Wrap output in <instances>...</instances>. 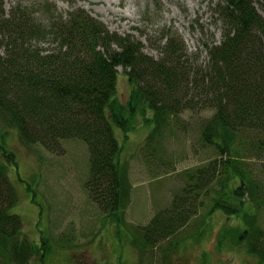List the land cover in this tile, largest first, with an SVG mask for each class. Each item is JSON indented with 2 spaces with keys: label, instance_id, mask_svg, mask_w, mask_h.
<instances>
[{
  "label": "trees",
  "instance_id": "trees-1",
  "mask_svg": "<svg viewBox=\"0 0 264 264\" xmlns=\"http://www.w3.org/2000/svg\"><path fill=\"white\" fill-rule=\"evenodd\" d=\"M210 3L221 37L203 43L207 59L200 62L171 30L151 43L159 47L154 57L139 38L110 31L75 4L63 15L41 3L38 16L32 5L19 1L4 10L0 0V264H43L48 250L28 238L11 212L18 195L7 171L16 166L7 127L21 143L55 153L63 151V139L86 143L87 193L104 218L131 230L141 264H172V252L195 231L182 230L201 211L204 218L214 210L241 218L238 242L264 264V0ZM119 67L131 85L126 108L115 99ZM136 113L151 125L142 147L155 165L151 175L175 170L164 141L176 129L193 134L196 163L182 169L183 184L168 206L130 225V166L112 122L126 135ZM184 113L196 121L181 120Z\"/></svg>",
  "mask_w": 264,
  "mask_h": 264
},
{
  "label": "rangeland",
  "instance_id": "rangeland-1",
  "mask_svg": "<svg viewBox=\"0 0 264 264\" xmlns=\"http://www.w3.org/2000/svg\"><path fill=\"white\" fill-rule=\"evenodd\" d=\"M2 1L4 10L19 1L32 5L38 16L42 15L41 3H53L63 15L75 4L110 31L131 33L139 38L144 50L154 57L159 55V47L151 43L155 44L165 30L180 35L188 52H197L200 62L207 59L203 43L219 41L221 37V23L213 13L214 5L210 0ZM256 7L262 12L258 2ZM117 70L115 99L126 108L132 100L131 85L122 68ZM207 114L205 111L201 117ZM145 116L150 117L146 111ZM134 118V127L126 131V135L113 122L112 128L121 146V159H127L130 166L132 191L125 224L140 225L148 221L153 210L169 205L183 184L182 169L196 161L191 152V132L178 129L172 135L165 132V154L175 161V170L151 175L150 169L155 165L149 166L144 156L146 150L142 148L151 125L142 122V114L136 113ZM181 120L196 121L188 118L187 113ZM5 130L6 146L16 159V166L10 164L7 168L18 195L11 212L20 216L23 232L35 245L43 242L48 246L43 264H141L138 250L131 242V230L115 219L104 218L87 193L89 163L84 141L63 139V151L55 153L41 144L21 143L12 127ZM201 218L202 211L182 230L183 236L195 231L172 252V264H261L247 252L244 242H238L244 226L241 218L221 210H214L202 218V222ZM160 244L166 246L165 242ZM150 252L161 257L155 249Z\"/></svg>",
  "mask_w": 264,
  "mask_h": 264
}]
</instances>
